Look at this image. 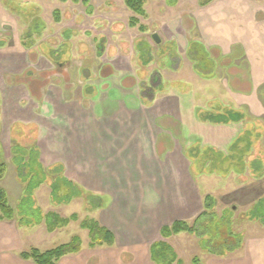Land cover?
<instances>
[{"label":"crops","instance_id":"crops-1","mask_svg":"<svg viewBox=\"0 0 264 264\" xmlns=\"http://www.w3.org/2000/svg\"><path fill=\"white\" fill-rule=\"evenodd\" d=\"M115 3L110 9V48L96 51L97 61L92 60L90 68L97 62L102 66L89 70L82 84L65 87L66 83L50 80L49 66L61 67V63L31 49H25L32 56L28 60L0 61V162L6 165L0 186L10 205L16 207L23 194L13 163L12 150L19 146L10 137L14 126L36 134V163L58 167L60 176L85 193L108 199L92 211L91 218L112 231L114 243L91 248L87 232L80 228L87 236H79L80 250L56 264H156L151 245L163 240L175 251L169 239L181 234L163 239L160 228L175 220H192L203 210V197L211 194L207 187L200 189L197 177L232 182L221 189L226 195H222L224 209L246 204L240 213L246 212L262 196L255 184L264 175L256 177L248 166L211 169L208 177L203 175L207 168L201 169L196 177L187 148L202 140L193 137L196 130L202 131L204 144L220 152L247 132L252 155L261 150L260 156L249 159L264 165V0H151L149 4L144 0L145 14L137 16L144 31L128 25L136 15L123 0ZM84 16L81 23L92 17ZM66 22L64 18L56 22L60 34L74 29ZM5 48V43L0 45V50ZM102 67L108 73L100 76ZM213 104L240 112L243 118L230 124L201 122L198 112ZM51 179L46 176L33 191L41 215L50 211L61 217L86 215L81 199L64 205L49 202ZM245 187L247 194L237 199L236 193ZM74 203L78 211L61 213ZM43 224L21 225L18 216L0 220V264H34L19 253L31 246L42 248L54 233ZM239 229L240 248L223 256L203 253L201 263L264 264V232L246 234L242 223Z\"/></svg>","mask_w":264,"mask_h":264},{"label":"rangeland","instance_id":"rangeland-1","mask_svg":"<svg viewBox=\"0 0 264 264\" xmlns=\"http://www.w3.org/2000/svg\"><path fill=\"white\" fill-rule=\"evenodd\" d=\"M115 1L116 0H89V6L91 9L89 12L88 7L84 6L81 2L75 3L72 0H0V43L1 45L5 43V47H7L3 50H0V61L10 62L18 58L20 59L21 57H24L26 60H28L30 57L32 58V56L27 54L26 50L31 49L37 51V53L39 52L40 56L45 57L49 61L61 63V67H57L55 63H52V65L49 66L47 77H49L50 80L59 82L61 84L66 83L67 85H65V87H69L70 84L77 86L78 82L82 84L85 81L84 79L88 75L89 70L91 71L92 69L90 68L91 61H97V59H95L96 51H101L104 46L107 49L108 47L110 48V9L115 8ZM146 1L148 4L151 2V0ZM54 10H58L60 14V20L61 18H64L67 21L66 23H70L68 26H72L74 29H67L65 32H63V34H60L58 31L59 27L53 19ZM85 14L89 16L91 15L92 17H89L85 22L81 23L82 19L85 17ZM78 23H80L83 27H79L80 24L78 25ZM74 26H78V28H75ZM90 27L92 28L88 30ZM86 32L88 35H86ZM48 34H54L55 36L53 35L54 38H48ZM94 38H96L95 41H93ZM80 43H82L83 49L79 50ZM162 48L165 49V47H161L159 49ZM108 56H110V54ZM144 58L145 56L142 57V59ZM146 58L144 61H146ZM79 64H82V66L78 69ZM98 65V62L94 64V71L99 68V66H102V64L99 66ZM77 73H79V76ZM100 73V76L107 74V68L102 67ZM96 75L99 76L98 73ZM94 79H96V77ZM87 89L89 88H86V90ZM22 130H24V128L14 126L12 127L10 133L11 139H13L14 142H17L16 145H19L14 146L12 152L14 154L15 162L20 161L21 153H24L23 147L28 149V153L30 155L35 152L33 138L36 134L32 132L26 133L25 130L22 132ZM201 132V130H196V132H194V135L196 136L193 137H197L199 135L198 138H201L202 140L199 142L195 141L187 148L189 150L188 152L190 153L188 154V157H191V153H196L195 156H192V159L194 160L192 172L196 177L198 174L202 173L201 168L205 171L208 167V165L205 167L200 165V162L203 159L202 152L207 148L211 150L213 149V151L218 150L208 144L203 143V134ZM181 142L184 143V139H182ZM181 142L179 141L180 144ZM240 143L242 142L240 141ZM229 149L230 148L228 147V150H222V153L228 154ZM213 156L214 155H211V157ZM2 157L3 152L2 156L0 155V161H2ZM29 163H34L33 154L29 157ZM225 163H227V160ZM260 164L261 162H258L257 165H255V170H264V165ZM212 169L220 171L219 166H212ZM206 171L207 172H204L203 175L208 177V174L211 170ZM196 181L202 191H204L206 189L205 187H207V190L211 193L210 195H212L214 198L215 203L218 201L216 207L217 212L224 210L223 206L225 204V198L222 195H226L224 194V191L221 192V189L227 185L231 186L232 182H229L223 178L215 179L214 176L208 177L206 181H202V179L197 177ZM255 185L258 188V193L262 195L260 198H264V178L260 179V181ZM248 190L249 188L245 187L241 192L238 191L236 193L237 199H240V196L243 197L245 194H247ZM234 196L235 194L233 197ZM74 199H72L70 202H72ZM103 199L104 201L108 200L107 198ZM48 200L50 203H52L50 200V193ZM81 204H83L82 207L86 212V215H82L79 212V219L91 218L92 211L85 209L86 205L82 199ZM246 206L247 205L245 204L242 206L236 205V207H234L235 210L232 211L233 226L240 230L239 228L242 223L244 228L243 231H245L246 234L254 231L264 232V226H262L259 222L248 225V223L245 222L248 220L242 219L241 214L243 212L240 213V210L245 209ZM221 207L222 210L220 209ZM78 208L79 207L76 205V203H74L73 205L62 210L61 213L63 214V212H65L64 215H66L68 213L67 211H78ZM261 210L263 209L258 208L257 211L260 213ZM70 223L74 224L68 226V223L66 226L55 229L54 233L46 238V242L43 244L41 250L67 242L74 235H78L81 238H87L85 234L83 235V233H81L80 226H78L79 221H71ZM43 225L41 226L44 229ZM39 232L34 236L36 240L40 237V235L38 237V234H41ZM169 241L172 243L177 257L180 258L184 263L191 264L190 260L194 255L199 256L200 260L204 261L205 254H203L199 248L197 243L198 238L196 236L188 233H181L177 235L176 239H172L171 237ZM176 241L182 243L183 245L180 246L176 244Z\"/></svg>","mask_w":264,"mask_h":264},{"label":"trees","instance_id":"trees-1","mask_svg":"<svg viewBox=\"0 0 264 264\" xmlns=\"http://www.w3.org/2000/svg\"><path fill=\"white\" fill-rule=\"evenodd\" d=\"M72 1L75 3L81 2L84 6L88 7L90 12L89 0ZM123 1L126 7L136 15L130 17L128 25L130 27L136 26L139 30L144 31L145 26L140 24L137 17L144 16L145 14L144 0ZM53 15L54 21L58 22V10H54ZM196 63L197 67H200L201 64L198 61ZM242 118V113L220 104H213L209 109H203L198 112V119L201 122L210 124H230L238 122ZM260 135L261 133L258 134V136ZM240 141L242 143H240ZM251 141L250 134L246 132L231 144L228 154L207 148L202 152L203 159L201 160L200 165L205 166L206 162H208V171L212 169V166H219L222 171H229L231 168L244 170L248 166L251 167L252 173H255L256 177H261L263 175L262 169H259L258 171L255 170V165L261 161L259 159H249L250 156L257 158L261 155V151L260 149L255 150L256 155H252L254 153H251L250 151ZM23 151L24 153H21L19 162H15L13 159L16 173L23 185V194L16 207H12L8 202L6 191L0 186V220L14 219L18 216L21 225L26 224L32 226L44 222L48 232L66 226L71 221H79L80 228L87 231L89 247L93 248L112 245L114 243V235L112 231L101 225L95 219H79L78 214L76 213H73L68 217H61L52 211L41 215L38 207L34 205L33 191L41 183L46 181V176L52 177V179L47 182L50 187V200L54 205L67 204L74 198H81L85 202V209L88 211H94L103 207L104 200L98 195L85 193L72 181L60 176L58 167H52L49 169L40 163H36L34 155V163H29V157L34 153L30 155L28 150L23 149ZM210 153L214 156L211 157ZM191 154L192 156L196 155L195 152ZM248 159L249 164L247 163ZM226 160L227 163H225ZM260 165H262V163ZM5 173L6 165L3 162H0V179ZM257 207L259 209L262 208L263 210L259 213ZM232 211H234L232 208H227L221 212H217L214 198L211 195H205L203 197V210L201 213L190 221L180 219L173 221L170 225L162 226L159 233L163 239L182 232L194 235L198 238L197 243L202 252L223 256L228 252L235 251L242 245V234L233 226ZM241 217L245 220L259 222L264 226V198L257 200L248 211L241 214ZM80 248V237L74 235L69 241L48 249L41 250L37 247L31 246L22 250L19 253V256L21 259L30 260L34 264H56L61 257L76 253ZM150 252L151 258L156 264H184L166 241L160 240L154 242L151 245ZM190 262L191 264H202L197 255L192 256Z\"/></svg>","mask_w":264,"mask_h":264},{"label":"water","instance_id":"water-1","mask_svg":"<svg viewBox=\"0 0 264 264\" xmlns=\"http://www.w3.org/2000/svg\"><path fill=\"white\" fill-rule=\"evenodd\" d=\"M152 39H153L156 43H158V42L160 41V39H159V37H158V35H157L156 33H153V34H152Z\"/></svg>","mask_w":264,"mask_h":264},{"label":"flooded vegetation","instance_id":"flooded-vegetation-1","mask_svg":"<svg viewBox=\"0 0 264 264\" xmlns=\"http://www.w3.org/2000/svg\"><path fill=\"white\" fill-rule=\"evenodd\" d=\"M63 1H65V0H63ZM90 7V6H89ZM91 10V9H90ZM60 15V14H59ZM59 21H60V16H59ZM58 21V22H59ZM66 31V30H65ZM65 31H63V32H65ZM63 32H62V34H63ZM1 45V44H0ZM199 63H200V61H198Z\"/></svg>","mask_w":264,"mask_h":264}]
</instances>
